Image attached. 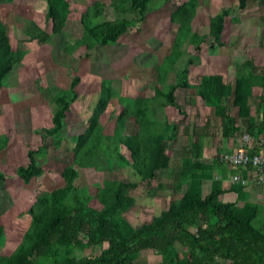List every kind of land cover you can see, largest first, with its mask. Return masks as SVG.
I'll list each match as a JSON object with an SVG mask.
<instances>
[{
    "label": "trees",
    "instance_id": "1",
    "mask_svg": "<svg viewBox=\"0 0 264 264\" xmlns=\"http://www.w3.org/2000/svg\"><path fill=\"white\" fill-rule=\"evenodd\" d=\"M151 1L110 0V8L121 17L101 23L96 20L102 16L104 5L94 1L80 17L81 37L67 51L81 47L91 51L114 45L128 29L138 28L145 22ZM199 1L186 0L169 15L170 22L178 27L170 53L158 67V82L162 88H156L153 96L128 98L116 92L111 80L100 82L98 100L87 128L71 138L73 161L60 174L63 185L36 196L28 211V229L10 255L3 257L0 254V264H135L137 256L144 251L161 256L158 264H264V205L244 202L238 207L236 202L220 200L225 193H241L245 186L237 183L224 188L223 179H216L214 173L224 168L219 158L205 163L199 140L215 136L210 132L208 121L192 127L182 123V133L191 143L184 150L181 165L169 184H154L158 171L170 166L168 144L177 139L180 125L167 115L160 119L155 116L158 110L167 107L185 116L176 101L178 89L190 91L184 97L185 106H195L196 98H199L204 106L214 109L222 137H230L236 129L237 119L246 121L245 133L251 136L257 128L264 131L263 96L257 98L256 116L252 118L249 113L248 99L252 97V88H264V69L254 67L252 61L245 60L236 67L233 86L213 75L202 76L198 84L189 82V67L199 61L201 45L209 39L210 48L222 47L224 20L230 15L229 10L222 9L210 18L208 34L198 35L192 29V22ZM11 2L13 0H0V4ZM253 3L264 6V0H237L239 10H245ZM46 5L45 19L51 23L50 33L35 24L28 29L29 39L36 40L39 45L48 43L52 35H61L70 14L68 0H46ZM189 46L193 47L195 55L184 58ZM21 52L12 48L7 26L0 20V91L19 64ZM169 73L175 75L172 84L166 83ZM79 83V77L73 76L67 88L57 90L52 96L55 111L49 138L55 149L60 148L66 138L67 113L78 99L76 87ZM230 97L233 107L238 109L235 117L221 105L222 99ZM113 99L120 111L109 113L105 125L112 129V138L109 144H104L101 117ZM128 122L137 125L134 135L125 134ZM7 143L6 137L0 138V151ZM122 149L127 151V157L121 153ZM37 154L36 150H27L25 164L15 170L25 185L41 175ZM77 167L105 172L106 178L95 197L99 207L91 204L93 198L87 186L76 185ZM116 168H131L150 195L168 190L180 197L171 201L150 222L133 227L123 214L134 205L139 186L108 178L107 172ZM248 174L246 172V177ZM5 179V173L0 171V181ZM204 181L211 182L210 192L205 197L201 189ZM5 238V230L0 225V249L5 245Z\"/></svg>",
    "mask_w": 264,
    "mask_h": 264
},
{
    "label": "rangeland",
    "instance_id": "2",
    "mask_svg": "<svg viewBox=\"0 0 264 264\" xmlns=\"http://www.w3.org/2000/svg\"><path fill=\"white\" fill-rule=\"evenodd\" d=\"M94 1L96 0H68L70 14L64 32L59 36L52 35L49 42L44 45H39L36 40L31 41L28 29L31 24H35L50 33L51 23L45 19L46 0H13L8 4H0V20L7 26L12 48L22 51L19 64L7 77L0 91V138L8 139L5 150L0 151V171L6 175V179L0 181V225L4 228L6 236L5 245L0 249L3 257L10 255L21 242L23 234L30 225L28 211L34 205L36 196L63 185L60 174L63 168L73 161L71 138L87 128L88 119L98 100L100 82L104 79L111 80L116 92L128 98L150 97L153 96L156 88H162L158 82V67L169 55L178 27L170 22L169 15L176 6L186 0L169 2L152 0L148 5L145 22L138 28L128 29L114 45L96 47L91 51H86L83 47L71 52L67 51L81 37L80 17ZM98 1L103 3L104 10L96 23L121 17L110 8V0ZM222 9L229 10L231 16H237L240 20L245 14L258 12L256 6L252 4L245 10H239L237 0H200L197 15L192 22L193 31L198 35H207L210 18ZM262 13L264 14V10ZM231 27L230 24L226 25V32L229 33ZM225 39L227 38L224 35L223 41ZM208 42L209 39L200 47L204 52L209 50ZM192 55L194 56L195 52L193 47L189 46L183 57L189 58ZM193 63L189 67V82L197 84L200 75L196 70V63ZM73 76L80 79L76 87L78 99L67 113L66 138L60 148L55 149L49 138L52 132L51 119L55 111L52 96L57 90L67 88ZM174 81V73H169L166 83L172 84ZM189 92L183 89L175 92L176 101L182 106L185 116L180 115L172 107H167L163 111L158 110L156 113L155 118L160 119L163 115H167L180 125L177 139L168 144L170 166L166 170L158 171L154 184H169L175 170L181 165L184 150L191 143L190 138L182 133V123L192 127L205 121L212 122L214 119L212 109L204 107L202 109L199 104L198 108L184 105V97ZM111 111L117 113L120 111L114 99L110 102L108 111L101 117L104 144H109L112 138V129L105 125ZM136 132V123L128 122L125 134L134 135ZM215 142L216 140L213 139L212 143ZM42 146L44 148L41 149ZM29 149L38 151L36 158L41 175L25 185L16 176L15 170L25 164ZM212 149L213 145H208L204 155L205 162L215 158L216 152H212ZM121 153L128 156L125 149H122ZM76 169L79 172L76 185L87 186L93 198L91 204L99 207L95 197L106 178L105 172L93 168L77 167ZM107 173L110 179L135 183L139 186L140 192L134 205L123 214L133 227L150 222L171 201L180 197L168 190L150 195L148 188L131 168H116ZM263 194L262 188L251 187L236 197L231 193L220 200L236 202L238 207L248 201L264 205L262 199L264 197L258 196ZM177 248L178 251L181 250L180 246ZM160 261L161 256L151 251H144L137 256L135 264H158Z\"/></svg>",
    "mask_w": 264,
    "mask_h": 264
},
{
    "label": "crops",
    "instance_id": "3",
    "mask_svg": "<svg viewBox=\"0 0 264 264\" xmlns=\"http://www.w3.org/2000/svg\"><path fill=\"white\" fill-rule=\"evenodd\" d=\"M252 5L256 6V11L251 14H245L243 15L242 20H240L237 16H231L225 18L224 20V27L221 34V42L222 47H215L210 48L207 51H203V48H201L200 53L198 55L199 61L196 63V70L199 71L200 78L202 76H220L223 78V81L225 83H228L229 85L233 86L235 83L236 78V67L243 63L245 60L252 61L254 67L264 69V14L262 13V10H264L263 5H258L257 3H253ZM249 6V5H248ZM260 11V12H259ZM239 22V23H238ZM241 22V23H240ZM230 24L231 30L226 32V25ZM229 34V35H228ZM224 35L227 39L223 41ZM231 35V36H230ZM209 57V59H208ZM210 62L208 63V61ZM199 78V81H200ZM199 83V82H198ZM197 83V84H198ZM264 97V88L262 87H254L252 88V97L248 99V105L250 107L249 113L250 117L254 118L256 116L255 110L256 106L258 104L257 98ZM201 100L199 98H196L195 106L198 108V104L200 105V108L203 109H212V114L214 118L212 122H209V125L211 127L210 132L215 133L216 136H208V137H202L199 141L203 148V159L205 152H207L208 145L212 146L213 149L212 152H216L215 158H220V156L224 153H229L234 150H236L240 144H241V138L243 134L246 132V121L237 119L236 129L234 132L231 133L230 137H222V130L219 127V121L218 118L215 116V111L211 107L204 106ZM221 105L225 106L229 109L230 116L235 117L238 109L233 107V98L229 99H222ZM261 114V109H260ZM260 116V115H259ZM258 122L261 120V117L257 119ZM207 121L200 123L199 126H202ZM198 125V124H197ZM262 134H264L263 130H259L258 128L254 131V137H260ZM213 139L216 140L215 143H212ZM210 141V143L208 142ZM5 150V149H4ZM248 152L257 154V153H264V148H260L257 145H253L252 147L247 148ZM3 151V150H2ZM214 158V159H215ZM205 160V159H204ZM213 161V159H212ZM205 162V163H212ZM215 177L223 179V186L224 188H227L231 182H229L231 177L235 175L236 173L242 176V174H245L243 178L251 180V178L247 175L246 177V170H238L233 171L228 169L224 166L222 170H216L214 171ZM255 188L260 187L263 190L264 188L261 186L256 185L255 183L249 182L247 186L243 189L245 192L249 188ZM211 188V182L210 181H204L202 184V196L205 197L210 192ZM242 191V193H244ZM231 193H225L224 196L222 195L221 198L224 199L227 195ZM235 195V197L238 194L232 193ZM226 195V196H225ZM259 197H264V194L262 196L258 195ZM220 198V199H221ZM222 199V200H223ZM264 199V198H262ZM223 202H226L223 200ZM232 202V201H230ZM250 202V201H248Z\"/></svg>",
    "mask_w": 264,
    "mask_h": 264
},
{
    "label": "built area",
    "instance_id": "4",
    "mask_svg": "<svg viewBox=\"0 0 264 264\" xmlns=\"http://www.w3.org/2000/svg\"><path fill=\"white\" fill-rule=\"evenodd\" d=\"M257 145L264 148V134L260 137L251 136L248 133L243 134L240 146L229 153H224L220 156L219 161L230 170H246L251 180L245 179L239 174L231 177V184L240 183L247 186L249 182L255 183L264 188V153H250L247 148ZM216 179H219L216 177Z\"/></svg>",
    "mask_w": 264,
    "mask_h": 264
}]
</instances>
